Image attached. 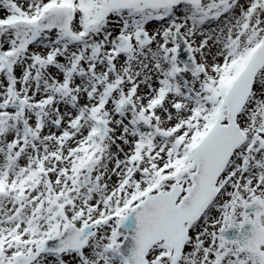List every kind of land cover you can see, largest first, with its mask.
Instances as JSON below:
<instances>
[{
  "label": "snow or ice",
  "instance_id": "6c2138e0",
  "mask_svg": "<svg viewBox=\"0 0 264 264\" xmlns=\"http://www.w3.org/2000/svg\"><path fill=\"white\" fill-rule=\"evenodd\" d=\"M0 264H264V0H0Z\"/></svg>",
  "mask_w": 264,
  "mask_h": 264
}]
</instances>
